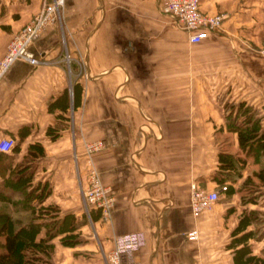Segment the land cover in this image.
Here are the masks:
<instances>
[{
    "label": "crops",
    "instance_id": "0c3cea01",
    "mask_svg": "<svg viewBox=\"0 0 264 264\" xmlns=\"http://www.w3.org/2000/svg\"><path fill=\"white\" fill-rule=\"evenodd\" d=\"M47 1L0 0V58ZM200 7L224 17L191 42L158 0H65L61 21L31 44L48 62L16 60L1 77L0 139L19 148L0 150V208L30 218L21 190L5 183L23 165L27 189L46 193L35 208L74 213L76 228L51 239L52 264H107L116 237L137 230L146 242L126 263L235 264L228 245L245 213L252 253L263 255L264 0ZM95 140L104 146L88 152ZM92 167L114 196L108 213L84 199ZM192 183L219 198L195 212Z\"/></svg>",
    "mask_w": 264,
    "mask_h": 264
},
{
    "label": "built area",
    "instance_id": "2783aa9c",
    "mask_svg": "<svg viewBox=\"0 0 264 264\" xmlns=\"http://www.w3.org/2000/svg\"><path fill=\"white\" fill-rule=\"evenodd\" d=\"M164 12L169 13L188 32L191 42L202 40L215 27L221 24L224 13L208 14L200 7V0H158ZM65 0H49L44 2L42 8L18 31L7 44L4 55L0 58V79L16 60H24L33 65L48 62L45 58L35 54L31 44L44 29L54 22L61 21L62 9ZM261 52L264 54V47ZM70 59V55H66ZM15 144L12 137L0 139V150L10 151ZM104 146L102 140L86 143L88 152H93ZM89 182L84 189V199L91 206L101 208L104 213L111 209L114 196L110 187L103 183L97 168L92 167ZM226 188V185L223 186ZM219 198L218 190H206L196 183L191 184L190 204L195 212L211 207ZM189 239H197L198 231L193 228L187 231ZM146 242L142 230L130 231L120 234L115 239V246L106 256L107 264H129L123 261V256L131 254Z\"/></svg>",
    "mask_w": 264,
    "mask_h": 264
},
{
    "label": "trees",
    "instance_id": "16d2710c",
    "mask_svg": "<svg viewBox=\"0 0 264 264\" xmlns=\"http://www.w3.org/2000/svg\"><path fill=\"white\" fill-rule=\"evenodd\" d=\"M80 88V84L75 82L73 85V103L75 106L80 102ZM242 136L243 130L240 129L241 144ZM18 148L19 145L15 142L11 151H17ZM34 155L36 152L30 148L25 161H29ZM22 166H16L14 169L16 173H14L18 175L6 179L5 183L9 182L14 188L21 190L23 208L29 210L31 216L27 222L22 223L18 218L13 217L9 211L0 208V264H52L51 255L54 244L51 239L59 233L74 230L77 226L75 215L74 213H65L57 218L58 209L56 207L39 206L35 208L30 201L33 198L40 200L46 193L43 192L44 190L36 192V187L27 189L32 173L30 170L24 172L25 166ZM0 194L3 193L0 192ZM44 214L47 216L40 221V217ZM250 222L251 218L245 213L233 229V238L228 246L233 248L235 264H264V253L263 255L252 253L248 243V238L254 233L253 230L246 229ZM43 228H45V234L38 237ZM62 241L65 244L70 242L69 233L62 236Z\"/></svg>",
    "mask_w": 264,
    "mask_h": 264
},
{
    "label": "rangeland",
    "instance_id": "374dc122",
    "mask_svg": "<svg viewBox=\"0 0 264 264\" xmlns=\"http://www.w3.org/2000/svg\"><path fill=\"white\" fill-rule=\"evenodd\" d=\"M6 204V206H10V203H9V201L7 202V203H5ZM12 206V205H11Z\"/></svg>",
    "mask_w": 264,
    "mask_h": 264
}]
</instances>
